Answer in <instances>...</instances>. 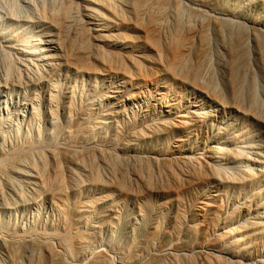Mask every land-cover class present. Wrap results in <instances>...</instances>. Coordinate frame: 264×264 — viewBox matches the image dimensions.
I'll use <instances>...</instances> for the list:
<instances>
[{
    "label": "rangeland",
    "instance_id": "374dc122",
    "mask_svg": "<svg viewBox=\"0 0 264 264\" xmlns=\"http://www.w3.org/2000/svg\"><path fill=\"white\" fill-rule=\"evenodd\" d=\"M219 2L234 8L240 0ZM104 7L102 17L92 22L98 27L82 17L78 24L63 20L62 33L49 52L51 61L33 75L29 88L0 94V103L12 112L15 103L33 94L41 112L51 105L87 108L90 118L112 111L96 141L112 140L108 144L117 148L119 161L113 158L112 167L96 162L95 175L104 184L82 185L73 192L67 187L71 200L106 196L108 203L117 204L113 216L121 222L116 225H126L125 218L138 205L145 207L147 222L153 225L177 219L179 225L203 224L200 240L208 243L204 250L216 229L229 225L238 234L220 247L240 239L243 247L234 243L233 251L246 252L251 262L264 258V38L248 42L212 27L202 33L195 22L177 26L174 18L142 6L140 0H110ZM248 14L263 27L264 6ZM175 51L186 81L164 71ZM186 111L196 116L190 125L179 118ZM203 112L212 116L197 118ZM132 131L144 135L121 149L118 140ZM222 135L236 137L235 145L228 156L218 155L213 162L220 164L226 181L230 176L225 168L244 166L248 174L239 182L218 185L208 174L192 175L193 166L178 163L205 153L212 139L225 141ZM39 198L32 209L35 216L57 220L44 196ZM201 203L206 204L203 209ZM122 228L116 231L126 239L130 231Z\"/></svg>",
    "mask_w": 264,
    "mask_h": 264
},
{
    "label": "bare ground",
    "instance_id": "6f19581e",
    "mask_svg": "<svg viewBox=\"0 0 264 264\" xmlns=\"http://www.w3.org/2000/svg\"><path fill=\"white\" fill-rule=\"evenodd\" d=\"M109 1L0 0V94L29 88L33 75L52 58L49 52L62 33L63 22H81L82 17L92 25L102 17L100 9H106L104 4ZM219 1L140 0V4L174 18L177 26L195 22L202 33L212 27L219 34L227 31L248 42L264 38V21L259 27L248 14L261 11L264 0H240L234 8ZM177 56L175 51L164 71L186 81L178 70ZM66 64L72 67L69 59ZM211 99L214 101V96ZM11 111L0 103V264H264V258L251 262L246 252L232 250L240 239L228 240L230 246L220 247V242L238 234L229 225L219 226L204 250L208 243L200 240L203 224L179 225L177 219L170 225H153L147 222L148 211L138 205L137 212L125 218L126 225H116L115 221H120L113 216L117 204L108 203L105 195L71 200L65 188L71 187L73 192L101 182L95 175L96 162L109 167L113 158L119 161L117 148L108 144L112 140L96 141L112 111L90 118L87 108L71 110L66 105H51L41 112L33 94L15 103ZM205 112L197 118L212 116ZM179 118L185 125L196 120L188 111ZM143 135L144 131L128 132L118 140L119 147L133 145ZM223 136L226 140L221 143L208 141L202 155L183 157L178 163L193 166L192 175L208 174V179L218 185L227 182L232 186L236 179L239 182L248 174L244 166L225 168L224 173L230 176L226 181L220 175V164L215 166L213 162L218 155L228 156L230 146L235 145L236 137ZM206 158L213 163L204 164ZM41 195L57 212V220L33 213ZM201 204L199 208L203 209L206 204ZM120 226L130 231L126 239L116 231Z\"/></svg>",
    "mask_w": 264,
    "mask_h": 264
}]
</instances>
